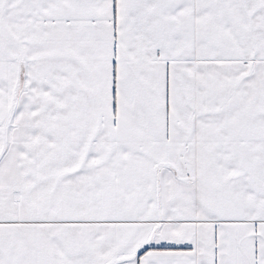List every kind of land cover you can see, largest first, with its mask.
I'll use <instances>...</instances> for the list:
<instances>
[{
  "label": "snow or ice",
  "instance_id": "6c2138e0",
  "mask_svg": "<svg viewBox=\"0 0 264 264\" xmlns=\"http://www.w3.org/2000/svg\"><path fill=\"white\" fill-rule=\"evenodd\" d=\"M0 264H264V0H0Z\"/></svg>",
  "mask_w": 264,
  "mask_h": 264
}]
</instances>
